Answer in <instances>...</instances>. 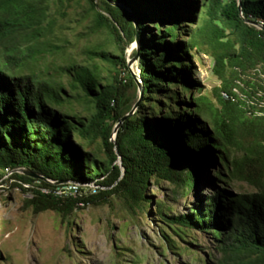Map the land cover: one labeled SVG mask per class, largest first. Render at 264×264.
Here are the masks:
<instances>
[{"label": "trees", "instance_id": "obj_1", "mask_svg": "<svg viewBox=\"0 0 264 264\" xmlns=\"http://www.w3.org/2000/svg\"><path fill=\"white\" fill-rule=\"evenodd\" d=\"M82 2L92 28L106 30L119 51L116 57L102 47L89 50L112 67L111 80L104 83L96 64L64 68L90 112L79 117L64 110V86L19 74L25 63L16 51L0 58V176L25 169L42 177L43 188H51L50 181L96 180L105 187L96 196L75 199L19 185L31 195L26 204L35 214L53 211L68 218L112 196L144 213L153 204L147 194L151 181L189 194L220 159L231 181L254 190L218 188L170 223L183 240L195 241L196 232L211 234L221 253L217 264H264V30L247 23L264 28V0H53L59 13ZM117 3L130 8L135 22ZM199 7L200 23L191 27ZM42 11H48V0H0V26L32 21ZM137 41L134 56L145 91L135 113L121 121L135 105L127 95L137 82L126 50ZM194 51L213 58L221 81L212 123L201 112L211 104L193 97L200 87L192 77ZM11 176L22 184L34 182L17 172ZM158 212L165 216L162 206Z\"/></svg>", "mask_w": 264, "mask_h": 264}, {"label": "rangeland", "instance_id": "obj_2", "mask_svg": "<svg viewBox=\"0 0 264 264\" xmlns=\"http://www.w3.org/2000/svg\"><path fill=\"white\" fill-rule=\"evenodd\" d=\"M86 10L88 7L82 2L59 13L53 0H48V11L33 15L32 21L0 26V58L9 51H16L15 55L25 63L19 74L35 77L55 88L64 86L61 92L64 110L79 117L90 112L81 103V91L71 88L64 68L73 64L89 67L96 64L106 83L111 80L109 69L112 67L89 55V50L102 47L113 56L119 55L109 33L92 28L93 17ZM196 13L195 21L189 23L195 28L200 23L202 7ZM136 49V43L130 45L126 58L131 73L138 80ZM193 64L192 77L200 83V87L193 90V97L204 98L205 103L211 104L204 109L202 105L201 112L203 118L212 123L211 109L219 107L217 93L221 81L213 72L212 57L194 51ZM239 85L244 86L242 82ZM234 91L243 95L239 89ZM127 95L136 104L142 97L141 88H131ZM12 174L13 170L0 176V264H217L221 253L211 234L196 232L195 241L180 239L171 219L196 209L200 200L204 203L218 188L235 192L254 190L247 183L231 181L227 168L217 159L209 171L202 173L198 186L189 194L169 182L151 181L147 194L153 204L151 208L146 206L144 213L138 208L131 210L122 198L112 196L105 204L88 205L63 218L53 211L35 214L26 204L31 195L21 191L18 186L22 183L13 179ZM67 183L77 182L57 184ZM34 187L36 185L24 188L32 190ZM158 206L164 208L165 216L159 214ZM184 248L194 252L187 253Z\"/></svg>", "mask_w": 264, "mask_h": 264}, {"label": "bare ground", "instance_id": "obj_3", "mask_svg": "<svg viewBox=\"0 0 264 264\" xmlns=\"http://www.w3.org/2000/svg\"><path fill=\"white\" fill-rule=\"evenodd\" d=\"M37 181H41V180L38 179ZM66 186H85L86 188H91V190L85 191V192L74 191V192L70 193V192H66V189H56V188L46 189V188L41 187V185H36V187H34V188L36 190H40L43 193H48V194L50 193V194H53V195L60 197V198L70 197V198H75V199L96 196L100 192L99 191L100 190V184H99L98 180H96L92 183H84V184H82V183H67Z\"/></svg>", "mask_w": 264, "mask_h": 264}, {"label": "water", "instance_id": "obj_4", "mask_svg": "<svg viewBox=\"0 0 264 264\" xmlns=\"http://www.w3.org/2000/svg\"><path fill=\"white\" fill-rule=\"evenodd\" d=\"M114 6L115 7H117L118 9H120L122 12H124L133 22H135V16H134V14H133V12L130 10V8H128L127 6H125L124 4H120V3H117V4H114ZM195 20V19H194ZM247 23L248 24H250V25H254V26H256L258 29H263L264 30V28L262 27V25H256V24H254V23H252V22H250V21H247ZM137 39H138V36H137ZM136 44H137V46H138V41L136 42ZM137 58V57H136ZM138 80L136 79V82H137V86H139L140 88H141V91H142V97H143V95H144V91H145V88L143 87V85H142V83H141V80L139 79V74H138ZM141 97V98H142ZM138 103L139 102H137L134 106H133V108H132V110H131V112L129 113V114H127L125 117H123V119H121V121H124L125 120V118L128 116V115H132V114H134L135 113V111L137 110V108H138ZM121 121H119L117 124H116V126L114 127V130H113V135H112V141L113 142H115V140H116V133H117V131L119 130V127H120V123H121ZM119 165L121 166V158H119ZM14 172H17V173H20V174H24V175H27L28 177H31V178H33V179H41L42 177L41 176H39V175H37V174H33V173H31V172H29V171H27V170H25V169H21V170H16V171H14L13 170V173Z\"/></svg>", "mask_w": 264, "mask_h": 264}, {"label": "built area", "instance_id": "obj_5", "mask_svg": "<svg viewBox=\"0 0 264 264\" xmlns=\"http://www.w3.org/2000/svg\"><path fill=\"white\" fill-rule=\"evenodd\" d=\"M42 181H37V179H34L33 183H23V187H27L29 185H41ZM50 183L52 184L51 188H56V189H66V192H74V191H90L91 188H86L85 186H66V184H57L54 181H50ZM105 187H103L102 185H100V190H103Z\"/></svg>", "mask_w": 264, "mask_h": 264}]
</instances>
